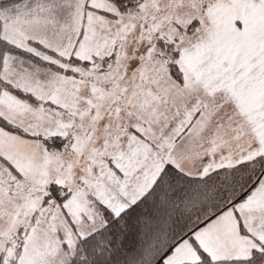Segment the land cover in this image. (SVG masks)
<instances>
[{
	"label": "snow or ice",
	"instance_id": "1",
	"mask_svg": "<svg viewBox=\"0 0 264 264\" xmlns=\"http://www.w3.org/2000/svg\"><path fill=\"white\" fill-rule=\"evenodd\" d=\"M0 264H264V0H0Z\"/></svg>",
	"mask_w": 264,
	"mask_h": 264
}]
</instances>
